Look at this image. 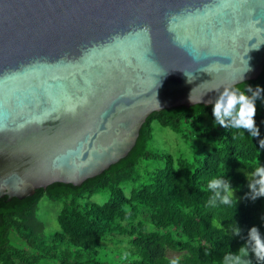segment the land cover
Segmentation results:
<instances>
[{"label":"water","instance_id":"obj_1","mask_svg":"<svg viewBox=\"0 0 264 264\" xmlns=\"http://www.w3.org/2000/svg\"><path fill=\"white\" fill-rule=\"evenodd\" d=\"M263 68L264 0H0V197L81 185Z\"/></svg>","mask_w":264,"mask_h":264},{"label":"trees","instance_id":"obj_2","mask_svg":"<svg viewBox=\"0 0 264 264\" xmlns=\"http://www.w3.org/2000/svg\"><path fill=\"white\" fill-rule=\"evenodd\" d=\"M248 87L260 89L257 137L215 123L213 104L154 111L128 155L101 174L81 185L54 182L21 199L0 197V264H223L229 252L238 253L247 243L253 226L264 237V196L253 200L249 188L257 160L264 166V68L255 79L230 88L251 96ZM154 123L187 142L203 138L215 146L177 158L151 149ZM151 161L163 164L151 167ZM221 176L230 181L234 197L230 204L209 206L208 182ZM102 191L110 195L104 204L80 203ZM44 197L61 203L58 227L49 235L38 217ZM168 250L179 255L169 256ZM249 258L264 264L251 251Z\"/></svg>","mask_w":264,"mask_h":264},{"label":"clouds","instance_id":"obj_3","mask_svg":"<svg viewBox=\"0 0 264 264\" xmlns=\"http://www.w3.org/2000/svg\"><path fill=\"white\" fill-rule=\"evenodd\" d=\"M247 92H252V95L249 96L235 88L225 87L218 98L210 103H213V116L217 124L227 129L247 130L252 137H257L260 131L254 117L257 112L255 101L259 97L260 89L253 90L248 87ZM260 146L264 148V139L260 140ZM223 167L227 169L226 164ZM226 173L227 171L224 176ZM251 176L249 188L251 198L255 200L257 197L264 196V166H261L258 160L252 169ZM207 188L213 193L208 200L209 206L214 207L218 203L230 204V196L234 197L230 181L225 180L223 176L209 180ZM236 234L239 235L238 228ZM250 251L255 254L257 261L264 262V237L261 236L259 228L255 226L249 230L247 243L239 249L238 253L229 252L224 257L223 264H252L249 258ZM172 264H177V262L174 260Z\"/></svg>","mask_w":264,"mask_h":264},{"label":"rangeland","instance_id":"obj_4","mask_svg":"<svg viewBox=\"0 0 264 264\" xmlns=\"http://www.w3.org/2000/svg\"><path fill=\"white\" fill-rule=\"evenodd\" d=\"M216 123V122H215ZM215 146V142L203 138H193L190 141H185L180 134L168 127L154 123V137L150 142L149 148L171 153L174 157H191L198 148H206L208 150ZM151 167L162 165L163 161H151ZM126 195L131 194V184L124 185ZM110 195L108 191H102L90 195H85L80 199V203L87 205L90 203L104 204L108 201ZM61 210L59 201H51L47 197L40 201L38 217L46 229V233L52 231L54 227H58L57 215ZM169 256H177L179 252L168 250Z\"/></svg>","mask_w":264,"mask_h":264}]
</instances>
